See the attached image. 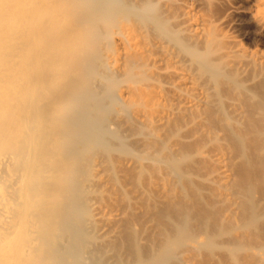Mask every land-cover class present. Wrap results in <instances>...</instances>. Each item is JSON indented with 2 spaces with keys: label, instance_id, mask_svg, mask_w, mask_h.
Wrapping results in <instances>:
<instances>
[{
  "label": "rangeland",
  "instance_id": "1",
  "mask_svg": "<svg viewBox=\"0 0 264 264\" xmlns=\"http://www.w3.org/2000/svg\"><path fill=\"white\" fill-rule=\"evenodd\" d=\"M62 3L63 24L56 33L66 32L72 26L77 30L61 47L67 44L83 53V60L94 55L98 43L103 55L110 51L106 41L98 42L101 33L97 38L92 36L109 22L112 25L109 23L110 28L104 27L103 31L111 29L115 35L118 30L113 26L132 24L142 29L146 45L154 46V51L132 57V63L136 64H130L124 73L110 72L100 65H95L96 72L88 73V66L82 70L84 91L88 85L93 86V96L85 103L98 123L92 124L76 142L65 144V148L75 144L73 149H83L77 166L78 171L83 170L80 177L90 165L103 169L105 184L95 185L92 197L102 202L113 196L119 214L111 224L116 233L113 238L99 237L87 225L90 229L85 225L79 227L83 230L81 237L86 239L80 264H152L151 261L264 264V116L261 113L264 71L259 74V64L252 60L255 52L264 54V21L257 15L258 0H62ZM186 5L191 16L208 20L207 31L213 38L208 33L207 38L205 35L200 38L188 32L185 25L188 21L182 14L188 9ZM92 11L98 16L94 21L88 17ZM84 17L88 19L83 20ZM76 36L82 42L76 44ZM160 44L164 48L159 49ZM186 44L203 53V61L220 64V73L214 75L203 69L202 61L199 62L203 56L196 59ZM235 48L239 52L231 58L224 57L226 50ZM162 50L171 53L164 55ZM172 53L185 62L191 73L186 68L185 72L192 76V81H197L195 87L189 84L188 89L166 67L167 59L170 61L167 56L174 58ZM151 54L155 61H150ZM62 66L63 76L76 70L70 61ZM125 86L158 87L167 98L163 102L151 94L153 99H149L147 92L148 99L145 97L143 101L145 93L140 88L141 92L137 93L142 97L132 89V100H125L118 95L120 87ZM69 87L70 82L64 79L56 89V96L65 94ZM193 88L204 90L207 100L195 108H183L175 97L180 93H197ZM97 100L103 102L101 109ZM57 107L67 116L83 107V103L75 105L73 100H66ZM165 107L172 114L154 127V124L151 127L139 124L134 117L136 110L151 114ZM218 153L227 156L228 169L227 166L224 169L228 173L223 169L224 177L212 159ZM127 162L134 166L129 168ZM75 167L76 164L72 170ZM67 194V197L72 195ZM78 205L82 209L80 201L76 208ZM78 211L72 220L86 218L88 212ZM180 225L185 229L182 235Z\"/></svg>",
  "mask_w": 264,
  "mask_h": 264
},
{
  "label": "bare ground",
  "instance_id": "2",
  "mask_svg": "<svg viewBox=\"0 0 264 264\" xmlns=\"http://www.w3.org/2000/svg\"><path fill=\"white\" fill-rule=\"evenodd\" d=\"M62 4V0H0V264H80L81 256H84L83 247L84 249L86 247V239L81 237L83 230L79 229L81 225L82 228L83 225L90 226L95 234L100 235L99 237L104 236L103 238L107 239V237L116 236L111 229V224L118 218L119 211L113 202V196L109 195L113 199L112 202L111 199L109 200L110 197H106V201L104 200L106 203L104 201L102 203L101 200H96L98 197L95 199V196L92 197L91 194L96 192L95 185L99 182L100 185L105 184L103 169L90 165L80 177L83 170L78 171L77 166L83 149L79 147L73 149L75 144L65 148V144L67 145L69 141L76 142L82 134L91 129L92 124L98 123V118L92 114L85 103L86 99L93 96V86L88 85L87 90L84 91L82 84L85 76L82 70L85 66H88V73L97 71L95 65L103 66L117 74L124 73L129 66L136 64L132 63V57L143 54L144 51H154V46H150V43L146 45L147 42L144 41L146 37L144 38L142 29L132 24L131 26H121V24L113 26L118 30L115 35L111 29L103 31L106 30L104 27L110 28L109 25L112 23L109 22L107 26H101L98 34H92V36L97 35L95 37L97 38L101 33L98 42L106 41L110 51L103 55L98 48V43L97 47L95 46L94 55L87 61L83 60L81 59L83 53L75 51L67 44L64 48L61 47V43L72 37L77 30L76 26H72L66 32L56 33L63 24L62 12H60ZM186 8H188L187 5ZM189 8L181 10L188 21L185 28L192 36L201 38L205 35L206 37V33L210 36L207 31L208 20L203 17H193L195 15L191 16ZM257 15L264 21V0H258ZM88 17L93 21L98 18L94 11ZM88 17H84L83 20L85 18L87 20ZM96 25L94 28H97ZM74 40L76 44L82 42L78 36ZM92 43L95 42L92 40ZM189 47L187 48L196 59L203 56L199 60V62L202 61L200 64L203 69L211 71L214 75L220 73L222 70L220 64L208 59L203 61V53L192 46ZM168 52L171 53V51ZM237 52L239 50L236 48L230 49L223 55L225 58H231ZM163 53L167 55L166 52ZM178 55L176 57L181 56ZM169 56L167 57L170 61L167 59L169 64L166 67L171 70L173 76L180 79L181 84L184 83L188 89L191 86L189 84L195 87L194 83L197 81L194 82L195 79L192 81V76L185 72V68L188 71L185 62L176 59L175 54L173 59ZM155 59L156 57L151 54L150 61ZM252 60L255 64L256 62L259 64L257 65L261 70L259 74H262L264 54L255 52ZM66 61L72 62L76 70L71 75L63 76L62 65ZM182 65H185L184 68ZM155 68L161 69L157 66ZM157 69H155L157 73L162 71L158 72ZM202 75L203 73L201 77ZM254 78L256 75H253ZM64 79L70 82V87L65 94L57 97L56 89ZM199 86L197 87L201 90ZM140 88L142 87L137 89L128 86L120 87L118 95L126 100L133 96V90L134 94L142 90L145 93V95L141 93L143 99L139 93L137 94L143 101L148 96L150 99L151 94L159 100L162 98L160 101H166L167 97L160 88L146 86H143L145 89L140 90ZM203 91L189 92L192 94L188 95L180 93L179 98L177 95L175 99H178L176 101L180 102L179 105L183 108L192 109L206 99ZM174 94L177 93L174 92ZM138 97H136L137 100ZM66 100H73L75 105L81 102L83 107L75 109L66 116L63 114L64 111L57 107L58 103ZM102 103V100H97L100 109L103 107ZM153 112L150 114L144 110H136L133 116L139 124H154L152 126L154 127L171 113V109L165 107L158 113ZM237 112L236 114L240 116ZM261 113L264 116V102ZM226 158L225 153L212 156L213 162L218 165V171L221 170L220 173L218 172L221 177L223 173H226L223 172L227 166ZM75 164L76 167L72 170ZM123 164L126 167L134 166L129 162L127 165ZM227 169L224 170L227 171ZM66 193H71V197H67L69 195ZM79 201L83 211L88 213L84 220H78V218L72 220L73 215L75 213L77 215V211L82 210L79 205L76 208V203ZM178 228L179 234L182 235L185 232L183 225ZM151 263L156 264V261Z\"/></svg>",
  "mask_w": 264,
  "mask_h": 264
}]
</instances>
